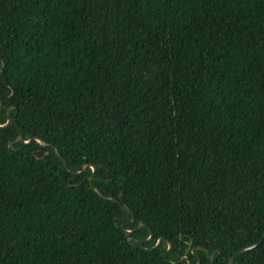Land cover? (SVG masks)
Returning <instances> with one entry per match:
<instances>
[{
    "label": "trees",
    "instance_id": "obj_1",
    "mask_svg": "<svg viewBox=\"0 0 264 264\" xmlns=\"http://www.w3.org/2000/svg\"><path fill=\"white\" fill-rule=\"evenodd\" d=\"M0 72V264H228L261 240L264 0H0Z\"/></svg>",
    "mask_w": 264,
    "mask_h": 264
},
{
    "label": "water",
    "instance_id": "obj_2",
    "mask_svg": "<svg viewBox=\"0 0 264 264\" xmlns=\"http://www.w3.org/2000/svg\"><path fill=\"white\" fill-rule=\"evenodd\" d=\"M3 68H4V66H3ZM1 72H2V71H1ZM1 72H0V73H1ZM12 108H13V107H11L10 109H8V111H7L8 120H7L6 124H4V125H0V126H3V127H0V128H5V127L9 126V124L11 123L10 114H11V109H12ZM1 112H2V109H1V103H0V115H1ZM16 141H17V142H20V143H22V144H25V145H29V144H31L32 141H36V142L39 143L41 146H44V147H47V146H48L47 143H45L44 141H42V140H41L40 138H38V137H34V138H31V139H28V140H24V137H23V134H22V133L19 134V136H18V138H17ZM12 146H13V143H10V147H12ZM55 150H56L58 156L63 160L64 165L67 166V165H66V162L64 161V159H63V157H62V155H61V153H60V151H59L57 148H55ZM88 167H90V168L92 169V176H91V178H90V182H92L93 179H94L95 171H96V167H95L94 165H86V166H84L83 170L80 171V172H73V171H70V172H71L72 174H74V175H80V174H82V173H83ZM94 190H95L96 192H98L96 189H94ZM99 195H100V197L103 198V199H109V200H111V201H113V202L120 203L119 200H117V199L107 198V197H105L104 195H102V194H100V193H99ZM120 199H121V200L123 199V194L120 196ZM123 208H124L125 211L129 212V210H128L126 207H123ZM132 221H134V218H133ZM143 227H144V225L141 223V224L138 226V228H136L135 230H131V231H130V230H124V231H125V233H126L127 235H131L133 232H135V231H137V230H139V229H142ZM152 239H153V233L150 232V237L147 239V242H148V241H151ZM263 239H264V234H263V236H262V238H261V240L259 241L258 244H260V243L263 241ZM129 241L132 242V238H129ZM163 241H164L163 238L159 239V240L157 241L156 245H155L154 247L150 248V250H155V249H158L159 247H161ZM139 243H141V242L138 241V240H134V241H133V244H134L135 246H137V244H139ZM258 244L253 245V246H250V247H246V248H244V249L238 251V252H237V253H236V254L230 259V261H229L228 264H232V262H233V260H234V257H235L236 255H239V254H243V253H245V252H248V251H250V250L256 248V247L258 246ZM168 245H169V248H168V251H169V250L171 249L172 245H171L170 242L168 243ZM189 250H190V249H188V250L186 251V255H187V253H188ZM198 250H202V248H201V247H196V248L192 249V253H193V254H196V252H197ZM210 259H211V262H212V264H213V263H214V260H215L214 257H210ZM182 261H187L188 264H191V262H190V260H189V258H188L187 256L183 257V258L180 260V262H182ZM198 264H200V260H199Z\"/></svg>",
    "mask_w": 264,
    "mask_h": 264
},
{
    "label": "snow or ice",
    "instance_id": "obj_3",
    "mask_svg": "<svg viewBox=\"0 0 264 264\" xmlns=\"http://www.w3.org/2000/svg\"><path fill=\"white\" fill-rule=\"evenodd\" d=\"M0 127H3V126H0Z\"/></svg>",
    "mask_w": 264,
    "mask_h": 264
}]
</instances>
